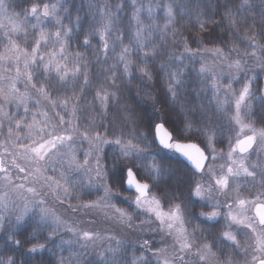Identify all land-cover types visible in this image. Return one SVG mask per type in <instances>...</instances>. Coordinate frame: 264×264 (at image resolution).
Wrapping results in <instances>:
<instances>
[{
	"label": "snow or ice",
	"instance_id": "6c2138e0",
	"mask_svg": "<svg viewBox=\"0 0 264 264\" xmlns=\"http://www.w3.org/2000/svg\"><path fill=\"white\" fill-rule=\"evenodd\" d=\"M213 5L225 23L203 10ZM185 19L195 20V34L180 31ZM257 36L264 41V0H89L86 9L73 0H0V132L6 121L13 149L0 145V264H264ZM200 53L226 67V86ZM206 88L211 107L193 102ZM30 103L68 119L30 115ZM82 112L91 117L84 127ZM48 196L121 236L68 223ZM145 231L160 243L124 238Z\"/></svg>",
	"mask_w": 264,
	"mask_h": 264
},
{
	"label": "trees",
	"instance_id": "16d2710c",
	"mask_svg": "<svg viewBox=\"0 0 264 264\" xmlns=\"http://www.w3.org/2000/svg\"><path fill=\"white\" fill-rule=\"evenodd\" d=\"M88 2H89V0H73V3L75 4V6L76 7H81V6H83L85 9H86V7H87V4H88ZM103 2H105V0H101V3H103ZM108 2L109 3H111L113 6L115 5V2H116V0H108ZM226 2V0H219V4H224ZM255 2L258 4L259 3V0H255ZM230 6H232V7H238V4L237 5H230ZM206 13H208V14H212V13H216V20L218 21V22H221V23H225V22H222V21H220V14H222L223 13V8L221 7V8H217L216 7V5H213L211 8H205V9H203ZM131 12V8L130 7H126L125 8V10H124V13L122 14V19H121V23L122 24H124L125 26H127V19H128V14ZM81 15H83V12H81ZM157 23H159V24H163V20L162 19H159V20H157L156 21ZM213 27H216L217 28V31L219 32V33H221V34H224L225 33V28H222V27H217V26H213ZM180 31H182V32H185V34H195L196 33V31H197V25H196V22H195V20L193 19V20H189V19H185V20H183V21H181L180 22ZM241 35H242V37H243V35H244V33L242 32L241 33ZM249 35H251V33H249ZM230 39L232 38V37H229ZM256 40L258 41V42H260V43H264V41H261L260 40V37L259 36H257L256 37ZM237 43H239V41H237ZM193 46V48L195 47V45H192ZM75 47H76V45L75 44H73L72 45V49H75ZM208 47H212V45H208ZM241 47L243 48V45H241ZM169 50L170 51H177V52H179V51H182V49H176L174 46H169ZM73 53H72V51L70 50V58H71V55H72ZM200 54H202V53H200ZM86 55H88L89 56V58L91 59L92 57H91V53H86ZM185 63L188 65V67L190 68V69H198L200 66H201V64H200V62L199 61H197V62H195V63H193L192 61H189V60H185ZM99 69L98 68H93V70H92V75H93V77L94 78H102V77H100L98 74H99ZM192 75H195V71H193L192 72ZM227 81V78H223V79H221L220 80V83H221V85H224V86H226V84H225V82ZM263 81H262V78L260 77L259 79H258V81L256 82V86L258 87V88H260V89H262V85H263V83H262ZM208 83L210 84L211 83V80H209L208 81ZM241 85L239 84V83H233V88L234 89H237V88H239ZM134 87H136V88H139V87H141L139 84H136V85H134ZM161 87V85H157V88L159 89ZM21 91H23V89H21ZM204 92H205V95L204 96H202V97H196L195 99H194V103H197V104H204L205 106H208V107H211V105L212 104H214L215 103V101L212 99V93H211V90L210 89H208V88H206V89H204ZM192 97V94H191V91H189V98H191ZM92 99V94H91V92L89 93V95H88V100H91ZM221 99H223V97H221ZM256 107H258V105H256ZM9 111H11L12 112V114L13 115H16L17 113L15 112V111H13L11 108L10 109H8ZM40 111H48V113H49V117L50 118H53V121H54V117H53V113L54 112H56V111H60L61 112V115H65L60 109H49V108H47V107H40V106H36V107H33L32 106V104L30 103L29 104V113H30V115H35V114H37L38 112H40ZM21 112H22V110H21ZM43 117H41V116H37V119H42ZM91 117H90V114L88 113V112H82L81 114H80V120H79V123H80V125H81V127H84V126H87V121H88V119H90ZM65 119L67 120L68 119V117L65 115ZM7 122L5 121V128H4V131H2V132H0V137L1 136H3V139H5L6 141L8 140L7 139ZM257 126H259V125H257ZM8 142L11 144V141H9L8 140ZM222 146H226V144H222V145H219L218 147H221V148H223ZM79 149H81V154H80V158L82 159V155H83V152L85 151V149H86V144H85V146L84 147H82V148H80L79 147ZM106 151H108V152H111L112 150L110 149V148H108V149H106ZM117 206L118 207H126L127 205L126 204H121V203H118L117 204ZM60 210H61V212L65 215V216H67L66 218H67V221H68V223H72L73 222V220H77L78 222H79V226L81 227V228H84V229H96V228H98L99 226H102V230H100V232L102 233V234H104V232L106 231V229H105V227L103 226V225H105V223L102 221V220H100V219H98L99 220V222H98V224L96 225V222L94 223L93 221H88L87 219H86V217L88 216V215H82V214H78V213H73V212H71L70 210H68V205L65 203V204H63V205H61L60 204ZM90 216V215H89ZM136 223L137 224H140V222L139 221H136ZM95 224V225H94ZM107 232H112L113 234H115V235H117L118 237H120L121 236V232H120V229L118 228V227H116V226H114V225H111V224H109L108 225V230H107ZM106 232V233H107ZM142 234V232H136V233H133V234H131V236L130 237H124L125 239H128V238H131V239H133V240H135L137 237H144V238H149V237H145V236H143V235H141ZM64 235H65V237H68V235H67V233H64ZM104 243H106V241L104 242ZM140 253H137V255H139ZM64 255L65 256H67L68 255V253L67 252H65L64 253ZM129 255H131V253H129ZM44 258L45 259H48V260H53V259H55V257H53V256H50L49 254H44ZM90 258H94V256H92V257H90Z\"/></svg>",
	"mask_w": 264,
	"mask_h": 264
},
{
	"label": "rangeland",
	"instance_id": "374dc122",
	"mask_svg": "<svg viewBox=\"0 0 264 264\" xmlns=\"http://www.w3.org/2000/svg\"><path fill=\"white\" fill-rule=\"evenodd\" d=\"M204 59H203V62L208 66V67H210L216 74H218V75H222L223 76V78H227V80L229 79V74H228V71H227V69H226V67H224V66H222V65H220V64H218L215 60H214V58L210 55V54H208V53H202V54H200ZM261 78H262V83H263V85H262V89H264V76H261ZM241 87V86H240ZM239 87V88H240ZM239 88H237V89H239ZM39 120V119H38ZM24 135H26V132H21V136H24ZM0 145H5V146H8L9 147V149L10 150H13V149H11V147H10V143L8 142V140L6 141L5 139H3V136H1L0 137ZM222 147H224V146H222ZM226 147V146H225ZM3 149L2 148H0V151H2ZM77 151L81 154V149H79V147L77 148ZM85 151H87V145H86V149H85ZM80 158V157H79ZM59 171V170H58ZM0 175H2V174H0ZM22 175V174H21ZM48 175L49 176H53V177H55V178H59V175H58V172L57 173H53L51 170H49V172H48ZM76 175H79V174H76ZM17 183H25V184H27V182L26 181H24L23 179H20V180H17ZM0 189H2V185H0ZM46 199L48 200V207H50V208H52V209H54L55 211H56V213L58 214V215H60V216H62L65 220H67V216H65L62 212H61V210H60V204L58 203V202H56L51 196H48V197H46ZM82 215H85V214H82ZM67 217V218H66ZM86 219L88 220V221H93V217L90 215H88L87 217H86ZM99 218H97L96 220H95V222H96V225L98 224V222H99V220H98ZM101 220V219H100ZM94 222V223H95ZM104 222V221H103ZM105 223V225H103L104 227H105V229H106V231L104 232V233H106L107 232V230H108V225H109V223H107V222H104ZM95 225V224H94ZM139 225V224H138ZM141 227H143V226H141ZM102 228V226H99L98 228H96L95 230L96 231H100V230H102L101 229ZM67 235H68V237L70 236V234H68L67 233ZM141 235H143V236H145V237H152V239H153V241L155 242V243H160V240H159V234L158 233H156V232H151V231H145V232H142V234ZM68 237H65V238H68ZM101 249H97L96 251H100Z\"/></svg>",
	"mask_w": 264,
	"mask_h": 264
}]
</instances>
